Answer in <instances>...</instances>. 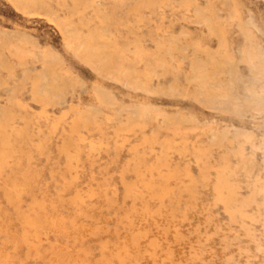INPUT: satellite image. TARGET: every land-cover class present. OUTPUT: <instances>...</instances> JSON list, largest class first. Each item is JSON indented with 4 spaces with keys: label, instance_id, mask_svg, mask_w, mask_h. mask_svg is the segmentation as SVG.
I'll use <instances>...</instances> for the list:
<instances>
[{
    "label": "rangeland",
    "instance_id": "374dc122",
    "mask_svg": "<svg viewBox=\"0 0 264 264\" xmlns=\"http://www.w3.org/2000/svg\"><path fill=\"white\" fill-rule=\"evenodd\" d=\"M0 264H264V0H0Z\"/></svg>",
    "mask_w": 264,
    "mask_h": 264
},
{
    "label": "bare ground",
    "instance_id": "6f19581e",
    "mask_svg": "<svg viewBox=\"0 0 264 264\" xmlns=\"http://www.w3.org/2000/svg\"><path fill=\"white\" fill-rule=\"evenodd\" d=\"M14 1H15V0H14ZM16 1H19V2H20L21 0H16ZM15 3H16V2H15ZM17 4H18V3H17ZM21 5H22V4L20 3V7H21ZM27 5H28V3H27ZM23 7H24V4H23ZM52 78H53V77H52ZM149 91H150V90H149ZM39 246H40V245H39Z\"/></svg>",
    "mask_w": 264,
    "mask_h": 264
}]
</instances>
